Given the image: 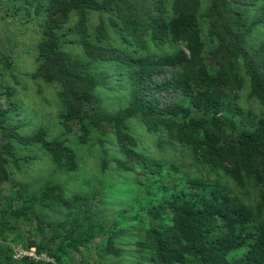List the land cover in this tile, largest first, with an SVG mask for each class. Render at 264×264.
<instances>
[{
    "label": "trees",
    "instance_id": "16d2710c",
    "mask_svg": "<svg viewBox=\"0 0 264 264\" xmlns=\"http://www.w3.org/2000/svg\"><path fill=\"white\" fill-rule=\"evenodd\" d=\"M202 2L23 0L40 34L31 77L56 86L58 125L75 120L82 140L113 133L116 154L108 157L102 144L101 168L113 161L128 172L133 195L107 213L97 189L67 194L58 181L36 190L20 183L2 198L3 242L8 229L26 220L40 235L26 246L57 263L86 249L97 264H264V38L249 43L264 23V0ZM89 11L108 14L117 41H110L102 21L93 38ZM12 67L0 49V180L8 179L10 164L38 159L33 148L60 173L75 171L78 154L63 134L52 135L46 125L23 131L25 110L3 80L4 71L16 80ZM242 70L249 96L263 109L239 129V108L224 101V87L241 88ZM113 81L124 92L120 105L108 108L97 90ZM131 120L155 134L159 147H187L214 176L183 173L175 162L141 151ZM223 176L256 188L257 201H243ZM3 242L0 252L10 264ZM20 261L40 264L26 256Z\"/></svg>",
    "mask_w": 264,
    "mask_h": 264
},
{
    "label": "rangeland",
    "instance_id": "374dc122",
    "mask_svg": "<svg viewBox=\"0 0 264 264\" xmlns=\"http://www.w3.org/2000/svg\"><path fill=\"white\" fill-rule=\"evenodd\" d=\"M169 7L171 0H165ZM203 0V7L206 5ZM23 0H0V49L10 55L13 62L12 73L15 79L7 71L3 73V80L16 89L17 98L25 110L22 120L26 122L24 132H30L36 125H46L52 135L63 134L67 141L73 146L78 154L79 166L70 173L57 171L50 158L41 150L33 148L38 159L29 163L23 162L16 168L13 164L9 166V176L5 181L0 180V207L3 204L2 198L17 189L19 184H26L30 190H36L46 181H58L63 184L67 194L92 192L97 189L102 195L101 202L107 213L113 212L116 208L124 207L127 202L122 197L133 195L129 182L128 172L116 169L114 162L110 161L107 168L102 170L101 163L104 156L102 144L107 149L108 157L116 154L113 133L91 135L86 140L80 138L81 131L75 120H69L67 125L59 126L57 121L60 103L57 95V88L54 85L46 84L41 80H34L31 72L34 71L37 61L36 45L40 34L37 27V18L33 13H26ZM248 14H256V6L251 7ZM77 19L73 12L70 18V25ZM103 22L110 41H117L112 32L108 14L97 11L88 12V26L94 34L97 26ZM205 25L203 36H205ZM264 38V23L255 27L250 36V44H255ZM179 45H182L179 43ZM168 49L170 47H164ZM206 61L211 64L210 55L206 54ZM7 72V73H6ZM243 85L239 89L224 87V101L239 108L240 114L236 115L238 128L248 122L249 117L260 115L263 107L254 98L249 96V81L241 71ZM110 83V87L102 85L98 87L102 105L108 108H117L120 105V96L123 89L116 88V82ZM5 102V98H2ZM132 133L138 138V148L152 157L173 161L180 167L181 172L196 176L212 177L207 167L196 162L187 147L181 145L159 147L157 136L146 130L145 126L138 120L130 122ZM68 127V128H67ZM223 182L227 184L243 201L254 204L258 199V190L249 183L245 187H239L229 177L223 176ZM90 195V194H89ZM14 229L5 232L6 241L3 242L0 236V243L6 245L5 252L11 254L10 264H21L23 257H28L40 264H97L96 255L93 250L82 249L81 253H75L69 261L57 263L46 252L37 253L34 246L27 247L29 241L38 240L40 235L36 232V224L33 221L19 220ZM34 250V254L43 256L46 259H35L27 255ZM3 252H0V264H5ZM124 264L133 263L131 260ZM121 264V263H120Z\"/></svg>",
    "mask_w": 264,
    "mask_h": 264
},
{
    "label": "built area",
    "instance_id": "2783aa9c",
    "mask_svg": "<svg viewBox=\"0 0 264 264\" xmlns=\"http://www.w3.org/2000/svg\"><path fill=\"white\" fill-rule=\"evenodd\" d=\"M27 255L30 257H33V258H35V259H46V258H44L43 256H38V255H36V254H34V250H32L31 252H28L27 253Z\"/></svg>",
    "mask_w": 264,
    "mask_h": 264
}]
</instances>
